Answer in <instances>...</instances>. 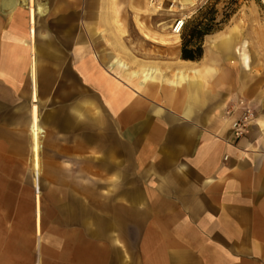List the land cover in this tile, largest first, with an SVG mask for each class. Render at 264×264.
<instances>
[{
  "label": "crops",
  "instance_id": "1",
  "mask_svg": "<svg viewBox=\"0 0 264 264\" xmlns=\"http://www.w3.org/2000/svg\"><path fill=\"white\" fill-rule=\"evenodd\" d=\"M115 1L34 0L33 19L0 0V264H264V131L236 141L226 115L245 99L264 119L260 79L204 54L214 78L182 112L160 85L129 103L101 32L145 0Z\"/></svg>",
  "mask_w": 264,
  "mask_h": 264
},
{
  "label": "rangeland",
  "instance_id": "2",
  "mask_svg": "<svg viewBox=\"0 0 264 264\" xmlns=\"http://www.w3.org/2000/svg\"><path fill=\"white\" fill-rule=\"evenodd\" d=\"M115 0H110L109 11L114 12ZM183 10L177 14L170 10L169 2L161 0L158 4L151 3L150 0L145 1V10L141 13L132 9L134 16L132 24L128 22H120L116 17L111 21L107 30L101 32L104 47L100 50L106 56L115 55L127 62L133 70H139L141 67L149 66L158 68L162 72V76L168 79H175L177 70L184 69L185 73L192 75L190 69L184 68L182 61L183 37L186 36V29L183 31L180 42L175 46H164L147 40L140 32L138 25L141 23L150 32L158 31L157 25L167 22L171 27L172 21L177 16L183 15L187 17V26L194 23L199 17L200 12H205L208 7H215L217 11V23L224 21L229 16L226 23L221 25L222 31L205 38L203 45V55L193 68H205L203 61L204 54L210 57L221 56L224 53L220 49V39L229 33L235 36V46H241L244 43L248 45V55L253 63L250 64L251 72L260 79V88L263 96L260 101L264 103V3L262 0H181ZM148 4H153V13L149 12ZM172 33L171 29H169ZM120 45V47H119ZM104 60V58H103ZM107 60V59H106ZM203 63H202V61ZM233 67L237 64H231ZM210 67L211 65L208 64ZM214 73L206 80H212ZM259 101V102H260ZM238 111H227V117H232L228 123L230 132L236 141L247 138L254 126H258V130L264 131V119L260 118L261 111L254 103L245 99H241L238 104ZM235 109V108H234ZM244 110H250L253 117L249 122L246 132L241 137H236L232 130V125L240 119ZM237 115V116H236ZM263 116V115H262ZM258 119L260 121L258 122ZM88 195V193H86ZM91 194V193H90ZM92 200V199H91ZM103 210L104 208L101 207ZM43 210V207H42Z\"/></svg>",
  "mask_w": 264,
  "mask_h": 264
},
{
  "label": "bare ground",
  "instance_id": "3",
  "mask_svg": "<svg viewBox=\"0 0 264 264\" xmlns=\"http://www.w3.org/2000/svg\"><path fill=\"white\" fill-rule=\"evenodd\" d=\"M147 1V0H145ZM190 1V0H185ZM264 3V0H262ZM28 0H5V7L15 9L19 6H26ZM32 18L34 19L33 7L34 0H30ZM149 12L153 13V4H148ZM34 24V23H33ZM138 28L147 40H152L155 43L164 46H175L180 42V38L170 33V26L167 22H162L157 25L158 31L150 32L143 24H139ZM32 51L35 55L34 43V26L31 31ZM235 36L232 33L224 35L220 39V49L228 57L233 59L238 57L241 66L246 71H250V58L248 55L247 43L241 46H235ZM120 47V45H119ZM209 56V55H208ZM97 59L99 56H95ZM107 59V60H106ZM102 80L106 87L111 92L120 90V87H125L133 91V95L129 96V103L138 106L144 102V97H152L156 94V89L160 85L161 89L165 92L164 105L177 112H182L184 105L187 104L186 96L189 90H193L198 101V94L202 88L204 78H208L214 69L210 67L205 68H191L192 75L185 73L184 69L177 70L175 79L171 80L163 77L162 72L158 68L144 66L139 70H133L131 66L118 56L110 55L103 60ZM36 60L33 59V76H35ZM159 86V87H160ZM35 105L33 107V134L36 140L37 147L39 146L40 139L43 137L44 132L40 127L39 108L36 95L34 96ZM191 113L190 108H186L184 115ZM40 193L37 192V218L41 217L40 208Z\"/></svg>",
  "mask_w": 264,
  "mask_h": 264
},
{
  "label": "trees",
  "instance_id": "4",
  "mask_svg": "<svg viewBox=\"0 0 264 264\" xmlns=\"http://www.w3.org/2000/svg\"><path fill=\"white\" fill-rule=\"evenodd\" d=\"M217 11L215 7L206 8L205 12H200V17L190 25L186 26V36L183 37L182 59L196 62L202 58L205 38L222 31L221 25L226 23L229 16L226 15L224 21L217 23Z\"/></svg>",
  "mask_w": 264,
  "mask_h": 264
},
{
  "label": "built area",
  "instance_id": "5",
  "mask_svg": "<svg viewBox=\"0 0 264 264\" xmlns=\"http://www.w3.org/2000/svg\"><path fill=\"white\" fill-rule=\"evenodd\" d=\"M150 1L153 4H158V2L161 0H150ZM167 1L169 2L170 10L174 11L176 14L184 9L182 2H180L181 0H167ZM186 23H187L186 16L180 15L174 18L170 27L172 33L180 38L184 31ZM252 117H253V113L250 110H244L242 117L233 123L232 130L236 137H241L246 132L247 126L251 121Z\"/></svg>",
  "mask_w": 264,
  "mask_h": 264
}]
</instances>
